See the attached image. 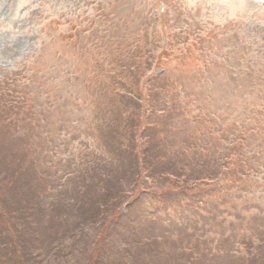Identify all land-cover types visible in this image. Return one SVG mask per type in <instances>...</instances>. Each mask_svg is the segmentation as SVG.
<instances>
[{"label": "rangeland", "instance_id": "rangeland-1", "mask_svg": "<svg viewBox=\"0 0 264 264\" xmlns=\"http://www.w3.org/2000/svg\"><path fill=\"white\" fill-rule=\"evenodd\" d=\"M258 105L263 0H0V233L29 264H264Z\"/></svg>", "mask_w": 264, "mask_h": 264}, {"label": "trees", "instance_id": "trees-1", "mask_svg": "<svg viewBox=\"0 0 264 264\" xmlns=\"http://www.w3.org/2000/svg\"><path fill=\"white\" fill-rule=\"evenodd\" d=\"M182 88L183 87L180 86L181 92L179 93V91L177 90L176 93L174 94L173 97H175V99L181 96L182 92L184 91ZM166 92L167 91L164 89L163 94L161 96V100L162 98H165ZM167 110L166 108H164L161 110V112L164 113V112H167ZM174 110L176 112H179L177 108H175ZM256 111L259 112V114L264 113V105H258V107L256 108ZM168 112H171V111H168ZM167 118L168 116L164 117V115H162V119L160 120V124H162L163 121H166L167 123L162 127V128H164L165 126L167 127V130H166L167 132H165V134H169L170 131L172 130L171 122ZM83 161L92 162V160H89V158H85ZM191 161L195 164V160H193V158ZM208 164L210 163L206 162L203 165L207 166ZM98 165L99 164H95V166H98ZM133 203H136V202H133ZM6 218L7 217H5L3 220H6ZM257 221L260 223V228H261L264 222V211H260L257 214ZM257 236H258V241L260 242V244L256 247L255 260L258 259L260 256H262V253L264 252L263 250L264 249V238H262L260 233H258ZM24 246L27 247V244L25 243V241L22 242V240L21 241L19 240L18 228L16 224L13 225V227L12 226L9 227L7 229V232L0 233V248H1L0 264H29V261L27 260V256L25 257L26 253L24 254V251L22 252Z\"/></svg>", "mask_w": 264, "mask_h": 264}]
</instances>
